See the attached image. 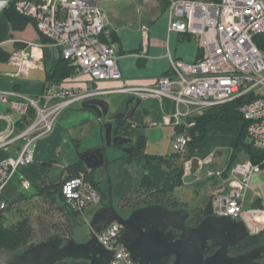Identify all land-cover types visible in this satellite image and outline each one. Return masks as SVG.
Masks as SVG:
<instances>
[{"label":"built area","instance_id":"built-area-1","mask_svg":"<svg viewBox=\"0 0 264 264\" xmlns=\"http://www.w3.org/2000/svg\"><path fill=\"white\" fill-rule=\"evenodd\" d=\"M11 3L19 14L32 19L47 39L26 40L10 53L8 63L16 69L15 76L45 70L47 45L55 47L74 70L62 81L46 83L37 96L0 90V104H8L18 115L14 118L0 112V120L6 121V128L0 132V149L21 142L16 155L0 161V214L9 207L5 188L21 166L35 161L37 140L49 135L71 106L108 94L124 93L157 102L161 118L153 124L182 128L172 137L174 152L181 156L188 153L189 129L195 125V116L212 106L243 98L239 110L247 122L248 139L264 152V49L254 40L256 35L264 36V0H170L169 29L197 36L202 55L195 62L170 55L168 73L143 84L123 78L117 44L105 39L109 35L108 18L99 0H8L6 7ZM103 81L118 85L103 89L98 85ZM166 99L173 102L170 112L163 105ZM191 159L183 166L185 176L192 175L194 181L218 180L212 202L215 216L230 215L253 231L264 229V208H245L250 192L261 199L257 189L264 159L258 164L237 161L227 176L226 165H216L213 152L199 158L194 174L190 173ZM20 184L24 190L32 187L24 175H20ZM61 191L67 204L83 218L101 205L99 190L83 172L66 179ZM122 233L120 225L111 224L97 237L106 248L115 250L110 264H135L128 250L117 242L116 236Z\"/></svg>","mask_w":264,"mask_h":264},{"label":"crops","instance_id":"crops-1","mask_svg":"<svg viewBox=\"0 0 264 264\" xmlns=\"http://www.w3.org/2000/svg\"><path fill=\"white\" fill-rule=\"evenodd\" d=\"M7 1L0 0V90H15L22 94L37 96L43 92L47 82L46 69H33L27 77H16V69L8 63L7 58L12 51L22 46L26 40L43 42L47 40L37 31L34 22L28 23L23 28L14 29L6 12ZM98 5L104 10L108 18L107 30L109 35H106L105 39L114 41L117 44L119 66L123 78L129 82L150 83L168 73L170 55L186 62H195L202 55L200 41L197 36L169 29V6L164 4L162 0H153L149 3H144V0H99ZM145 46L146 52L143 53ZM58 58L57 49L52 45H47L45 48L46 66L50 67ZM36 72H43L44 76L41 77ZM98 85L103 89H108L117 86L118 83L103 81L99 82ZM109 95L112 96L113 94L104 95L100 98L105 99ZM15 98L13 97V99ZM142 102L145 117L142 121L143 128L146 124L154 127H164L153 124L161 118L159 104L155 101ZM163 105L165 110L170 112L173 102L166 99ZM0 112L10 113L15 116L14 118H18L16 113L9 110L8 104H0ZM154 112L155 114H152ZM151 115L152 118H150ZM2 121L5 124L4 127H6V121ZM89 127L96 130L97 141H99L103 135V130L98 116L93 110L83 108L82 104H75L61 115L54 130L49 135L38 139L43 147L36 149L34 153V155L36 154L35 161L21 166L4 190L3 194L12 206L7 215L10 222L21 217L19 216L20 212H18L19 206L24 204L28 197H40L37 192L32 195L20 192L22 188L20 175H24L31 180V189L33 187L38 188L41 184H53L59 177L53 180L50 177V171L53 166L58 164L64 166L61 175L66 176L67 167L80 160L78 144L81 147L85 145L84 135ZM241 128L242 122L210 124L205 139L191 148V158H200L213 152L215 164L225 166L227 163V160L224 161L225 149L234 144L233 141L236 140ZM173 130L175 134V128ZM71 143L77 145L76 149H68L65 154L64 148L66 146L70 147ZM19 146L8 149L1 148L0 161L16 155ZM42 148L46 150L41 151ZM111 168H113V163L108 166L109 177ZM139 168L150 178L149 191L166 190L169 192L170 190L173 196L178 199L174 193V189L178 185L179 173L177 171L161 165L159 160H152L144 168L142 166ZM185 177L193 178L192 175ZM110 185L109 189L112 191L113 182L110 181ZM213 185L216 186L214 183ZM12 211L14 212L12 213ZM92 211L93 209H90L86 214L87 217L83 220H90ZM72 223L74 224V222ZM44 224H48V222Z\"/></svg>","mask_w":264,"mask_h":264},{"label":"water","instance_id":"water-1","mask_svg":"<svg viewBox=\"0 0 264 264\" xmlns=\"http://www.w3.org/2000/svg\"><path fill=\"white\" fill-rule=\"evenodd\" d=\"M142 100L131 97L125 104V112L116 114L117 117H133V128L141 133V119L143 116ZM83 108L93 110L98 118H109L110 103L106 99L95 98L85 101ZM113 116L110 117V119ZM127 125L125 122L117 124L114 136L112 130L114 123L108 121L104 124L108 143L126 145L134 142L132 137L117 135L118 127ZM130 153V148H124ZM82 158V156H80ZM84 162L89 169L104 164L103 153L87 154ZM199 166V158L190 161V173L194 174ZM213 197L211 194L204 206V218L198 226L186 224L190 212L185 207L171 208L167 204L154 203L133 208L126 215L115 204L110 203L92 211L90 220H83L88 226L87 237L79 242L74 236L68 237L58 231H52L46 238L33 240L9 253L7 264H57L66 259L85 260L88 264H110L114 258L115 250H110L102 244L97 237L111 224H118L123 233L118 238L130 253L135 264H223L228 256V247L238 243L248 233L243 220H237L230 215L215 216L213 214ZM120 233V232H119ZM114 245L116 244L113 243ZM211 245L220 246L212 257L204 258ZM250 256H264V244L246 253ZM230 264H236L235 261Z\"/></svg>","mask_w":264,"mask_h":264},{"label":"trees","instance_id":"trees-1","mask_svg":"<svg viewBox=\"0 0 264 264\" xmlns=\"http://www.w3.org/2000/svg\"><path fill=\"white\" fill-rule=\"evenodd\" d=\"M219 1V0H217ZM164 4H170V0H162ZM6 12L11 20L12 26L14 29H19L25 27L28 23L33 22L32 19L25 17L21 14H19L14 4L11 3L9 6L6 7ZM111 36L113 37L112 33ZM114 40V37L112 38ZM45 40V39H44ZM47 40V39H46ZM254 40L256 44L264 49V36L262 35H256L254 37ZM47 42V41H44ZM21 47V46H20ZM9 58V56H8ZM7 58V59H8ZM74 68L70 65V63L65 60L61 55H59V58L50 66H46V73H47V82H59L67 77H69ZM244 102L243 98H237L231 102L221 104V105H215L208 109H206L202 114L195 116L193 119L195 121V125L189 129V134L191 136V141L189 142L188 146V152L191 151V148L194 144L201 142L204 140V138L207 135L208 126L213 123H233V122H242V128L240 130V133L237 138V143L235 145V152H233V156H237L239 152H245L253 161V163L258 164L261 163L264 159V152L257 148L249 139L247 136V122L244 120L239 107ZM181 127L175 128V133L178 131H181ZM141 130H143V125L141 127ZM132 135L136 139V147L134 148V151L130 154L125 155V157H132L136 156L138 158V161L141 163L140 166L143 168L150 163L152 160H159L161 165L177 171L180 167L175 164V159L177 156H181L180 154L173 153L171 156H156V155H150L145 153V146L147 142V137L145 132L141 133V131H137V129H131L130 131ZM188 154V153H187ZM187 156V155H185ZM191 156L186 158L185 160H188ZM120 158L113 160V163ZM235 162L226 165V172L225 176L228 175L230 168ZM264 168V165H263ZM67 175L64 177V180L60 183H53V184H41L37 188V194L40 196H44L48 199H50L52 202H61L62 206H59V211L62 214V218L59 222H56L52 228L55 229V226H58V232H60L64 236H74L75 233V225L79 223L81 219H83L82 214L79 211L74 210L72 207H70L67 202L65 201V198L62 195L61 187L63 182L66 179H69L73 176H77L80 173H85L86 176L93 182V184L97 187L99 190L102 200L101 205H107L113 202L111 198H109V194L100 186L99 181H97L94 177V170H89L81 160H79L76 163L71 164L66 169ZM183 164L181 165L179 175H178V182H181V175L183 174ZM206 180L200 182L204 183ZM212 181L214 184L218 183V180L216 178H212ZM149 183L150 178L144 174L141 178V187H145L144 191L148 194L147 201L143 203L142 205L136 206H144L148 204H154V203H163V202H169L171 206L173 207H180V206H188L186 203L180 202L176 197L173 196L172 192L169 190L167 192L166 190H157V191H149ZM139 192V190H134V192ZM56 194V195H55ZM131 194V193H130ZM128 193H125L121 197V201H125V206H130L129 204V197L131 196ZM130 195V196H129ZM114 200V199H113ZM10 204L8 209L10 208ZM132 207V208H136ZM255 208H264V203L261 199H257L254 202ZM131 208V206H130ZM202 208L195 209L193 216L190 218V224L196 225L201 222L203 218L202 214ZM7 218H5V213L0 214V251H5L7 253L14 252L18 248L23 247L27 244H29L34 237L35 233V227L30 219L29 216H23L21 219L11 221L9 225L6 224ZM74 222V224L72 223ZM52 231H56L52 230ZM264 238V229L260 230L257 234L251 235L247 238H245L244 242L247 244H257L260 242L261 239ZM57 264H88L85 260H72V259H66L61 262H58Z\"/></svg>","mask_w":264,"mask_h":264},{"label":"rangeland","instance_id":"rangeland-1","mask_svg":"<svg viewBox=\"0 0 264 264\" xmlns=\"http://www.w3.org/2000/svg\"><path fill=\"white\" fill-rule=\"evenodd\" d=\"M36 73L41 77L44 76L43 72H36ZM105 99L110 103L111 108L108 117H111L120 113L125 108V104L130 98L125 94L115 93L112 96L111 95L107 96ZM152 114H155V112ZM13 117L15 116L13 115ZM150 118H152V115ZM4 126L5 124L3 123L2 120H0V132L6 128ZM173 129L174 127L172 126L154 127L149 124H146L145 127L143 128V130H145V134L147 137L145 153L150 155L163 156V157L171 156L174 153V149L172 146V139H171L172 135L174 134ZM239 133L237 134V138ZM96 135H97L96 130L94 128L89 127L88 131L84 135L85 138L84 141L92 143L98 138V136ZM237 138L235 141H233L234 142L233 145H230L225 149L226 153H225L224 161L226 162L227 160L226 165L237 161H252L251 158L245 152H239L237 156L232 155L233 152H235V145L237 143ZM40 143H41L40 140L36 142L34 148L35 152L38 147L40 148L43 147V144ZM20 144L21 142L17 143L15 146H19ZM105 144L107 145V142ZM76 147L77 145H74V143L73 144L71 143L70 147L66 146V148H64L65 154L67 153L68 149H76ZM107 148L109 150V154H111L113 157H121L124 154L123 150L119 149L116 145L113 146L107 145ZM45 150H46L45 148L41 149V151H45ZM186 155L187 156L176 157L174 162L175 164H177L178 167L181 168L182 164L184 166L186 162L185 159L191 156V152H188V154ZM139 165H141V163L138 161V158L136 156H132V157L124 156L121 159L114 162L113 168L110 169V178H111V182H113L112 191H110L109 189V187H111L110 180L108 178L99 177L97 175V173L99 172H95L96 174L94 175L95 179L99 181L100 186L108 194L110 193L109 198H111L112 201L115 202V206L117 208H119V205L125 206L126 202L121 201V197L125 193L128 194L131 193L130 194L131 196L129 195L130 196L129 205L131 206V209H133L132 207L142 205L147 201L148 194L144 191L145 187L140 186L141 178L142 176H144L145 173L143 171H140ZM180 168L179 170H177L178 173L180 171ZM63 169L64 166L62 164H58L51 168L50 177L53 180L59 177L57 180H55L54 184L55 183L60 184L64 180L65 175H61L63 173ZM200 182L202 181H194L192 177L186 178L183 172V174L181 175V182H178L177 187L174 189V193L178 197V199L182 203H186L189 206L190 210L199 209L205 206L209 196L214 193L215 187L213 185L212 179H207L204 183H200ZM134 190H139V192L138 191L134 192ZM27 191L28 190H24L22 188L20 189V192L26 195L29 194L32 195L35 192H37V188L33 187L30 191L28 192ZM257 193L260 195L261 200L264 203V168H262V170L259 173V187L257 189ZM257 199L258 197L253 192H250L246 199L245 208L246 209L253 208L254 202ZM59 206H62L61 202L51 203L50 199L44 196L43 197L40 196L38 198H33V196H30L26 199V202L24 204H21L19 206L20 209L18 210V212H20L19 216L21 217L22 216L30 217L35 227L34 237L38 239L40 236L46 237L49 235V234L47 235V233L42 230V228L44 227V223L48 222L49 225L53 226L56 222H59L61 220L62 214L58 209ZM130 206L128 207L130 208ZM128 207H126L125 210L128 211L131 210ZM11 208L12 206L5 212V218H8L7 215L11 210ZM13 212L14 211H12V213ZM21 217L19 219H21ZM10 223H11L10 220L7 219L6 224L9 225ZM87 232H88V226L86 224H83V220L81 219L80 222L77 225H75L74 237L76 238L77 241L82 242L86 239ZM4 252L5 251H0V254H4Z\"/></svg>","mask_w":264,"mask_h":264},{"label":"flooded vegetation","instance_id":"flooded-vegetation-1","mask_svg":"<svg viewBox=\"0 0 264 264\" xmlns=\"http://www.w3.org/2000/svg\"><path fill=\"white\" fill-rule=\"evenodd\" d=\"M121 112H125V108ZM129 114H130V112H127L125 114V116H122V117H117L116 115H114L113 118H111V119H110V117L107 118V119L98 118L99 123L101 125V128L103 130V135L100 137V140L97 141V139H96L92 143L91 142H87V143H85V145L83 147H81L78 144L79 157L82 156V158H80V160L83 162V164L86 167H87V164L84 162V160H85L87 154L101 153V152L103 153L104 160H105L103 165L98 166V167H96L94 169H89L87 167L89 170H94V174H95V172H99V173H97V175L99 177L108 178L110 180L108 166H110L113 163V160H116L118 158L121 159L122 157H124L125 155L128 154V153H126L124 151H123L124 154L121 157H113L111 154H109V150L107 148V145L113 146V145H116V144L113 142V140L108 143V139H107V137L105 135V129L103 127L106 122L112 121L114 123L113 130H112V136L115 135L114 131H115V128H117V124L124 123V122L127 124V125H125L123 127H118L119 131H118L117 135H121L123 137H132L134 139V142L128 143L126 145H121V146L116 145L119 149L124 150V148H130L131 152H133L134 148L136 147V139H135V137L132 135L131 132H128L127 130L130 131L133 128V124L132 123H133V120H134V118H135L137 113H134L132 118L127 119ZM144 118L145 117L143 115L142 119L140 121L141 124H142V121H143ZM133 129H135V128H133ZM106 142H107V145L105 144ZM98 170H100V171H98ZM161 204H167L171 208H179V207L171 206L169 202H163ZM101 206H103V205H100V207ZM180 207H185L190 212V217H189L188 221L186 222L187 225L195 227V226H198L201 223L200 222V223H198L196 225L190 224V218L193 216V213H194L195 209L190 210L189 206H180ZM125 208H126V206H120L119 205V210L123 211V213H125L127 215L130 212V210L129 211L125 210ZM129 209H131V208H129ZM202 209L204 210V206L202 207ZM203 210H202V214H203ZM203 218H204V214H203ZM247 228H248L247 235H245L242 239H240L237 244L231 245V246L228 247V256L225 257V260L223 261L224 262L223 264H230L233 261H235L236 264H264V256H250V258H248L247 256H242V255H245L248 252L253 251L254 248L264 244V238L261 239L260 242L257 243V244H247V243H245L244 242L245 238H247V237H249L251 235H255V234H257L259 232V231L251 230L248 226H247ZM55 229H56V231H58V229H59L58 226H55ZM55 229H53L52 226L49 225V224H44V227L42 228V230L44 232H46L47 235L50 234L52 232V230H55ZM46 237L45 236L44 237L40 236L39 238H46ZM219 247L220 246H217V245H211L210 246V250L206 253L204 258L212 257V255H214L216 253V251L219 249ZM9 256H10L9 253H7V252H4V254H0V264H7L8 261L10 260Z\"/></svg>","mask_w":264,"mask_h":264}]
</instances>
